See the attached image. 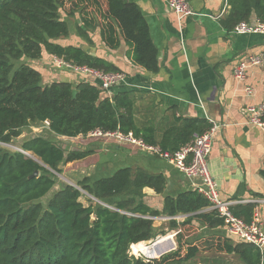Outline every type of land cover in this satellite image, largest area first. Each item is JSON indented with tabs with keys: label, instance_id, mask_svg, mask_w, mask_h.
<instances>
[{
	"label": "trees",
	"instance_id": "trees-1",
	"mask_svg": "<svg viewBox=\"0 0 264 264\" xmlns=\"http://www.w3.org/2000/svg\"><path fill=\"white\" fill-rule=\"evenodd\" d=\"M229 11L223 25L233 30L239 23H264V0H227ZM64 14V15H63ZM79 14L80 35L99 28L105 45L117 49L122 41L127 57L146 71H159V53L141 7L134 0H0V143H11L23 129L48 122L55 136L86 137L95 130L132 132L146 143L176 151L210 128L205 119H177L160 142L152 126L140 127L134 117V100L128 91L113 98L89 80L78 83L55 80L44 83L31 62L43 52L78 65L120 71L104 58L76 45L56 42L70 33L64 17ZM77 89V96L72 90ZM182 121V122H181ZM22 151L0 146V264H194L207 240L189 242L160 258L136 257L131 246L157 236L155 219L169 217L170 230L202 225L224 226V218L203 194L192 187L167 193L168 178L143 167H121L101 178L85 176L76 186L63 183L45 205L42 199L56 184L54 172L64 163L82 160L91 149L68 152L53 138L34 136L21 144ZM43 163V164H42ZM35 171L39 175L30 178ZM264 177V169L261 171ZM145 188L164 195L162 209L145 201ZM94 197L85 205L82 190ZM256 203H237L234 214L246 222L253 219ZM178 215L186 218L180 222ZM162 234H165L163 232ZM225 254L243 264H262L263 255L254 244L224 233ZM211 264V263H208Z\"/></svg>",
	"mask_w": 264,
	"mask_h": 264
},
{
	"label": "crops",
	"instance_id": "crops-1",
	"mask_svg": "<svg viewBox=\"0 0 264 264\" xmlns=\"http://www.w3.org/2000/svg\"><path fill=\"white\" fill-rule=\"evenodd\" d=\"M134 1L141 7L158 48V72L146 71L133 63L127 57L128 46L124 41L117 49L107 47L99 28H88L87 36L80 35L77 28L82 22L79 14L64 17L70 24V33L56 42L80 46L125 72V82L103 92V96L113 98L128 91L134 100L133 114L137 124L154 127L158 142L169 127L180 124L178 118L205 119L208 122L211 118L219 123L208 163L220 194L225 199L242 203L253 200L264 224V177L261 174L264 169V130L249 123L246 115L249 105L264 104V64L250 66L244 80L234 76L240 59L264 53V34L227 29L222 23L229 11L227 0H189L195 14L182 24L166 0ZM50 61L55 67L56 80L73 84L89 80L98 85L95 79L80 76L70 69L57 68L53 56L47 52H43L42 58L36 61L37 65H33L44 79L50 74ZM247 87L253 88L252 94L246 91ZM115 143L118 146L112 153V161L117 168L109 175L121 167L140 166L150 172H163L168 178L167 193L176 195L191 188L189 180L167 161L139 152L135 147ZM103 144L99 141L96 145L101 152L105 150ZM101 152V158L105 157L104 163L110 153ZM93 154L73 162H87L83 177L92 176L95 172L88 163ZM101 177L105 176L96 179ZM144 191L147 204L152 206L151 202L159 201L158 207L154 208L162 209L164 196L151 188Z\"/></svg>",
	"mask_w": 264,
	"mask_h": 264
},
{
	"label": "built area",
	"instance_id": "built-area-1",
	"mask_svg": "<svg viewBox=\"0 0 264 264\" xmlns=\"http://www.w3.org/2000/svg\"><path fill=\"white\" fill-rule=\"evenodd\" d=\"M168 6L176 13L180 24L192 15L195 11L189 0H166ZM228 4V3H227ZM238 33H261L264 34V23H239L235 28ZM54 65L57 68L70 69L80 76L95 79L104 91H110L114 86L124 83L127 75L123 71L108 72L102 69L78 65L65 61L62 58L53 56ZM264 64V53L252 54L247 58L240 59L235 66L234 76L244 80L247 70L252 65ZM249 94L253 93L252 87H247ZM247 120L264 130V104H251L246 108ZM211 126L201 134H195L193 139L182 145L176 151L163 150L160 145L146 143L142 138L135 136L132 132L124 133L119 130L103 132L95 130L89 135L104 137L118 142L121 145L135 147L147 154L159 157L174 166L186 179L190 186L205 196L210 203V209L216 210L224 218L225 232L236 240L249 242L258 247L264 259V224L260 218L257 208L254 211L253 219L246 222L236 216L232 206L237 203L235 200L225 199L221 196L218 184L209 168V155L212 151L214 137L220 128V124L209 118ZM48 125V122H45ZM255 203L253 200L244 201ZM131 254L140 257L134 252L131 246ZM263 264V263H262Z\"/></svg>",
	"mask_w": 264,
	"mask_h": 264
},
{
	"label": "rangeland",
	"instance_id": "rangeland-1",
	"mask_svg": "<svg viewBox=\"0 0 264 264\" xmlns=\"http://www.w3.org/2000/svg\"><path fill=\"white\" fill-rule=\"evenodd\" d=\"M64 15V14H63ZM39 61V60H38ZM35 62V63H33ZM31 62V65H37L36 61ZM50 66L49 73L47 74V78L44 79V83H50L52 80H56V72L55 67H53L52 61L48 64ZM34 67V66H33ZM34 136H43L45 138H53L56 143H58L60 146H62L66 152L72 150V149H84L83 147H89L91 150L94 151V157L90 158L88 160L89 166L93 168L95 171L91 178H96L100 176H106L112 173L116 168L117 165L113 164L112 158H113V151L116 149V146H118L117 143L113 141H107L102 139H94V137L86 136L82 137L80 139H70V138H63V137H57L53 133H50L48 131V126L44 124H37L28 126L23 129L22 134L13 140L11 143H0V146L4 150L9 151H17L22 150L21 144ZM59 136V135H58ZM103 142V146L105 148L104 151H99L96 147L98 142ZM97 148V149H96ZM23 151V150H22ZM110 151V152H108ZM138 151V150H136ZM109 154L107 155L108 160L104 163V158H101L102 155L100 154ZM142 152L143 151H140ZM28 155L38 159L33 153L26 152ZM39 160V159H38ZM85 163L87 162H78V163H64L60 166V173L54 172L56 176V184L53 188V190L42 199V202L46 205L48 200L53 196V194L60 189L63 183H70L73 185L77 184V181L83 178L84 170L87 169ZM82 190V189H81ZM83 196L81 197V201L88 205L90 203L89 199H92L94 202L97 200L82 190ZM162 197L164 195H161ZM146 202H148L147 199H145ZM152 207H158L159 201H153L151 202ZM186 216H178L176 219L180 222H182ZM198 224H194V226H187V227H181L179 230H170L169 228V218L168 217H158L155 219V227L157 231V236L150 241L142 242L145 246L152 245L154 242L159 241L158 246L156 247L157 250H162V252L167 253L169 252V249L171 248L170 240L174 243V247L172 250L178 249L180 246L183 248L182 252H185L186 246L189 242L197 241L200 243L202 240H207L208 245L204 244V247H202L203 251L198 254V256L194 259V264L199 263H212V264H243L241 260L235 256V255H226L222 249L221 244V238L224 236L225 230L222 228L217 229H207L204 228L202 225L200 227H196ZM165 232V234H162ZM171 236L170 239L161 241L164 237ZM173 236V237H172ZM200 240V241H199ZM161 241V242H160ZM132 251V248H131ZM139 256L145 257V258H151L156 259L160 258L159 255L157 257H149L148 255L144 254L139 250Z\"/></svg>",
	"mask_w": 264,
	"mask_h": 264
},
{
	"label": "bare ground",
	"instance_id": "bare-ground-1",
	"mask_svg": "<svg viewBox=\"0 0 264 264\" xmlns=\"http://www.w3.org/2000/svg\"><path fill=\"white\" fill-rule=\"evenodd\" d=\"M170 237L171 236L164 237L161 241L167 240ZM145 245H144V243H136V244H133L132 246H133L134 252L139 253L140 252L139 250H141L142 253L148 255L149 257H157L159 255L158 250L156 248L158 246V244H156L155 246H152V245L145 246Z\"/></svg>",
	"mask_w": 264,
	"mask_h": 264
},
{
	"label": "water",
	"instance_id": "water-1",
	"mask_svg": "<svg viewBox=\"0 0 264 264\" xmlns=\"http://www.w3.org/2000/svg\"><path fill=\"white\" fill-rule=\"evenodd\" d=\"M72 92H73V96L76 97V96H77V89L74 88V89L72 90ZM20 151H22V150H20ZM22 152L25 153L26 155H28L26 152H24V151H22ZM28 156H30V155H28ZM30 157H32V156H30ZM32 158L35 159V160H37V159L34 158V157H32ZM42 164H43V163H42ZM38 175H39V171H35L34 174L30 176V178H32V177H36V176H38ZM65 184H70V183H65ZM72 185H73V184H72ZM74 186H76V185H74ZM158 243H159V241H156V242H154V243L152 244V246H155V245L158 244ZM173 244H174V243L171 241V242H170L171 248L169 249V251H171V250L173 249V247H174ZM158 253H159V257H160L161 255L164 254V252H162V250H159V249H158Z\"/></svg>",
	"mask_w": 264,
	"mask_h": 264
}]
</instances>
